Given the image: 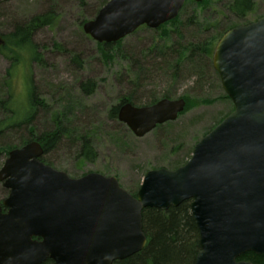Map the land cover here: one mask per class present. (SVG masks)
Instances as JSON below:
<instances>
[{"label":"water","instance_id":"water-1","mask_svg":"<svg viewBox=\"0 0 264 264\" xmlns=\"http://www.w3.org/2000/svg\"><path fill=\"white\" fill-rule=\"evenodd\" d=\"M187 1L111 0L83 29L99 44H116L141 27L177 19ZM213 68L233 112L184 166L147 172L136 196L115 177L73 179L55 170L41 161L38 141L12 150L0 170L9 192L0 204V264H114L146 248L145 209L168 211L184 202H191L200 235L193 264H253L239 258L264 256V17L227 32ZM186 106L183 98L125 103L118 119L143 138L176 121Z\"/></svg>","mask_w":264,"mask_h":264},{"label":"rangeland","instance_id":"rangeland-1","mask_svg":"<svg viewBox=\"0 0 264 264\" xmlns=\"http://www.w3.org/2000/svg\"><path fill=\"white\" fill-rule=\"evenodd\" d=\"M109 1L0 0L2 36L36 15L53 12L57 18L53 26L33 36L41 61H32L28 50L13 55L0 49V102L12 94V105L22 110L36 91L41 105L33 120L35 135L55 130L56 120L66 132L47 155V165L73 179L92 173L115 177L133 195L138 193L147 172L174 171L184 166L195 146L234 110L213 68V58L198 62L189 59L187 52L188 57L178 62V44L198 45L208 38L213 40L215 52L228 30L264 17V0H253L255 8L244 18L231 10L233 0H189L177 24L163 30L141 27L105 55L99 43L85 34L83 26L94 20ZM77 57L80 65L74 61ZM139 71L142 74L136 77ZM88 81L96 85L89 96L81 87ZM129 94L135 96L136 107L154 105L153 99L157 103L164 95L171 100L188 98L194 104L176 121L138 138L110 116V110L121 105ZM6 117L0 107V122ZM17 131L5 134L0 147H20L29 137V130ZM86 136L97 152L95 162L80 159L79 148L72 144ZM7 158L0 154V170ZM8 195L0 182V203Z\"/></svg>","mask_w":264,"mask_h":264},{"label":"trees","instance_id":"trees-1","mask_svg":"<svg viewBox=\"0 0 264 264\" xmlns=\"http://www.w3.org/2000/svg\"><path fill=\"white\" fill-rule=\"evenodd\" d=\"M188 1L186 2V4ZM255 8L253 0H233L231 10L240 17L244 18ZM56 15L53 12L46 14L36 15L32 17L27 23L16 26L15 30L7 35L2 36L4 45L0 47L1 50H7L10 54L15 55L19 51L28 50L32 55V61H41V56L37 52L33 44V36L36 32L44 27H51L55 24ZM179 21V17L159 29L163 30L168 25H175ZM86 23V22H84ZM164 34L168 35V31L164 30ZM208 39V38H207ZM204 40L201 44H178L179 50L177 61L187 58L198 60V62H206L213 58L214 55V42L213 40ZM119 42V45H121ZM100 51L103 54H108V49H112L115 44H98ZM191 60V61H192ZM78 61V57L74 59ZM181 64V63H180ZM136 75L140 77L142 73ZM140 79V78H138ZM82 90L86 95H92L95 92L96 85L93 81H88L82 84ZM35 90V89H34ZM135 95V93H134ZM129 94L123 100L121 105L135 101V96ZM227 97V96H226ZM163 99H169L168 95H164ZM228 98V97H227ZM12 94L9 95L7 100L0 102V107L7 117L0 122V139L4 138L7 133L20 132L22 130H29V137L25 138L20 147L38 141L44 148V156L41 161L45 164L50 162L47 160V155L51 153L61 140L65 137L66 132L60 121L56 120V129L53 131L45 132L41 135H35V126L33 120L37 112V107L41 105L36 98V91H33L32 99L29 101L28 106L22 110L15 108L12 105ZM154 98L151 104H155L157 100ZM187 102L186 109L194 104L188 98H184ZM113 107L110 110L112 119H118L120 106ZM184 111V112H185ZM73 145L79 148V157L83 161L95 162L97 159V152L94 144L90 138L80 137L78 141L72 142ZM19 148L15 145H6L0 147V154L9 156V153ZM137 193L133 194L136 196ZM1 204V203H0ZM143 230L147 237L146 248L122 261H117L114 264H193L200 251V235L196 223L191 215V202H184L177 208H170L168 211H161L158 209H145L143 211ZM240 261H247L253 264H264V256L256 255L252 252L247 253L239 258ZM45 264H54L53 261L48 260Z\"/></svg>","mask_w":264,"mask_h":264},{"label":"flooded vegetation","instance_id":"flooded-vegetation-1","mask_svg":"<svg viewBox=\"0 0 264 264\" xmlns=\"http://www.w3.org/2000/svg\"><path fill=\"white\" fill-rule=\"evenodd\" d=\"M257 21H258V20H257ZM253 23H254V22H253ZM249 24H252V23H249ZM249 24H246V25H249ZM246 25H244V26H246ZM234 29H235V28H234ZM231 30H233V29H231ZM229 31H230V30H228L227 32H229ZM227 32H226V33H227ZM226 33H224V35H225ZM224 35H223V36H224ZM223 36H222V37H223ZM221 39H222V38H221Z\"/></svg>","mask_w":264,"mask_h":264}]
</instances>
